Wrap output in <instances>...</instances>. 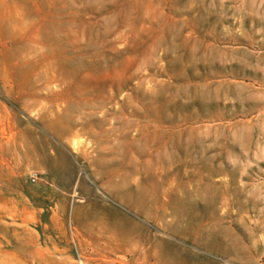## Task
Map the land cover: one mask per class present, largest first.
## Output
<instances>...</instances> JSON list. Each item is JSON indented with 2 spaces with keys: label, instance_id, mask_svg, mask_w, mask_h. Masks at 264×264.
Segmentation results:
<instances>
[{
  "label": "rangeland",
  "instance_id": "rangeland-1",
  "mask_svg": "<svg viewBox=\"0 0 264 264\" xmlns=\"http://www.w3.org/2000/svg\"><path fill=\"white\" fill-rule=\"evenodd\" d=\"M0 264H264V0H0Z\"/></svg>",
  "mask_w": 264,
  "mask_h": 264
},
{
  "label": "built area",
  "instance_id": "built-area-1",
  "mask_svg": "<svg viewBox=\"0 0 264 264\" xmlns=\"http://www.w3.org/2000/svg\"><path fill=\"white\" fill-rule=\"evenodd\" d=\"M37 178H38L37 175H35V176H34V180H36Z\"/></svg>",
  "mask_w": 264,
  "mask_h": 264
}]
</instances>
